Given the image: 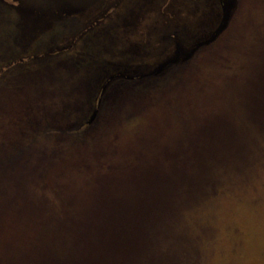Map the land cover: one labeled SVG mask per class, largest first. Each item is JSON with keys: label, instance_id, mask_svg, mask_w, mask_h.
<instances>
[{"label": "trees", "instance_id": "obj_1", "mask_svg": "<svg viewBox=\"0 0 264 264\" xmlns=\"http://www.w3.org/2000/svg\"><path fill=\"white\" fill-rule=\"evenodd\" d=\"M245 2L225 0L228 21L212 43L192 42V53L177 50L159 68L118 78L103 76L118 56L110 51L118 42L108 37L117 26L104 20L89 26V14H68L64 1L35 7L25 24L23 13L0 0V264H203L199 227L187 215L231 189L230 171L243 175L264 160V35L257 61L246 65L229 108L219 111L237 133L221 155H199L206 148L194 140L199 120L182 121L180 108L171 111L180 122L174 143L144 133L124 146L113 142L99 150V143L172 98L212 53H226ZM217 5L221 17L220 0ZM200 17L193 16L189 29L183 23L168 32L165 41L188 31L193 40ZM184 150L196 153L187 159ZM171 159L178 162L167 168ZM77 176L83 182H73ZM28 228L26 243L17 233Z\"/></svg>", "mask_w": 264, "mask_h": 264}, {"label": "rangeland", "instance_id": "obj_2", "mask_svg": "<svg viewBox=\"0 0 264 264\" xmlns=\"http://www.w3.org/2000/svg\"><path fill=\"white\" fill-rule=\"evenodd\" d=\"M8 1L25 15L21 19L26 24L27 15H31L35 7L42 6L46 10L52 4L62 0ZM66 1L65 10L68 14L83 17L87 15L86 13L89 14L87 20L89 26H96L100 20H104L110 28L117 26L118 30L111 29L108 37L113 42H118L117 47L115 43L110 47L111 52L117 49L113 52L118 56L113 59L109 67L103 69L105 70L103 76L110 74L118 78L133 75L138 70L140 71L138 74L143 75L146 73L143 69L153 67L150 69L153 70L173 60L177 50L188 52L192 47L191 43L206 39L221 18H219L216 0H202L197 6L192 5L190 0ZM229 1L232 0H227V3ZM195 14L201 17L196 22L199 31L194 34L193 40L188 31L186 37L182 39L177 36L172 38L174 39L172 42L165 41L169 37L168 32L179 31L183 23L189 29ZM102 17L107 18L101 19ZM78 20L85 25V19ZM263 24L264 0H246L236 25L240 29L227 42V52H222V49L212 53L213 58L205 61L199 70L192 71L189 76L191 78L185 86L180 89L175 88L172 98L145 110L147 114L140 120L134 121V123L141 121L138 125L134 124L135 127L132 126L133 124H127L114 131L106 141L99 143V150L113 142L119 144L118 146L127 145L128 139H140L144 134L148 135H145L147 138L152 137L149 134H162L164 144L174 143L171 140L173 138L176 140L175 135L179 130L180 122L173 113L174 118H172L171 111L180 108L182 121L190 119L191 115L199 120V130L195 132L194 140L199 143L197 146L199 149L203 142L206 145L205 151L201 149L202 152L199 151V155L209 153L208 150L214 155H221L230 146L231 140L237 133L236 125L223 118L219 111L229 108L234 98L233 91L237 83L241 84L246 65L250 64L251 60L257 61L255 54L257 45H261L262 42L261 34L264 35L261 31ZM15 31H10L9 35L13 37L18 34V31L14 33ZM4 39L8 42V33L3 36ZM251 46L252 50H249ZM117 59H121V62ZM223 79H230V85L223 84ZM206 120L208 122L205 126ZM176 122L179 123L174 126ZM238 122L243 123V120ZM138 127L141 128L136 130ZM169 130L174 133H170ZM199 132L202 133L197 135ZM248 138H255V136H248ZM259 139L264 138L259 137ZM262 152L261 157L264 159V150ZM184 153L188 159L196 152L189 153L184 150ZM58 161L57 165L60 166L63 159L60 157ZM175 162H178L177 159L165 160L166 167L169 168ZM162 169L160 165L157 167L158 172ZM226 178H228L226 186L230 185L231 189L219 195L218 198L216 195L217 200L213 198L202 200L187 215L192 216L195 222H192L190 226L195 227L197 224L199 227L204 247L203 264H264V160L260 166L250 172L236 176L235 172L230 171ZM79 181L83 182V179L78 176L73 179V182ZM79 183L77 188L81 185ZM116 215L119 216V214ZM28 230L29 228L25 229L24 234H20V231L17 233V236L26 243H28L29 234H26ZM24 246L26 247L25 243Z\"/></svg>", "mask_w": 264, "mask_h": 264}, {"label": "water", "instance_id": "obj_3", "mask_svg": "<svg viewBox=\"0 0 264 264\" xmlns=\"http://www.w3.org/2000/svg\"><path fill=\"white\" fill-rule=\"evenodd\" d=\"M223 19H222V22L219 26V28L216 30V32L212 35V37L207 41V43H210L212 42L216 37L217 35L223 30L224 26H225V23L227 21V16H228V13H227V10L226 8L223 9Z\"/></svg>", "mask_w": 264, "mask_h": 264}]
</instances>
